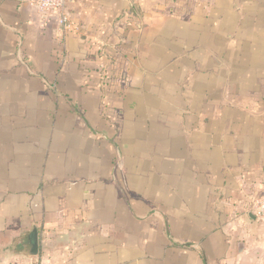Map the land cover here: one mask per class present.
Wrapping results in <instances>:
<instances>
[{
    "label": "crops",
    "instance_id": "0c3cea01",
    "mask_svg": "<svg viewBox=\"0 0 264 264\" xmlns=\"http://www.w3.org/2000/svg\"><path fill=\"white\" fill-rule=\"evenodd\" d=\"M0 0V264H264V0Z\"/></svg>",
    "mask_w": 264,
    "mask_h": 264
},
{
    "label": "built area",
    "instance_id": "2783aa9c",
    "mask_svg": "<svg viewBox=\"0 0 264 264\" xmlns=\"http://www.w3.org/2000/svg\"><path fill=\"white\" fill-rule=\"evenodd\" d=\"M33 3L46 21L54 20L63 29L71 27L68 0H33ZM252 211L257 217L264 219V190L252 200ZM33 264L42 263L35 261Z\"/></svg>",
    "mask_w": 264,
    "mask_h": 264
}]
</instances>
